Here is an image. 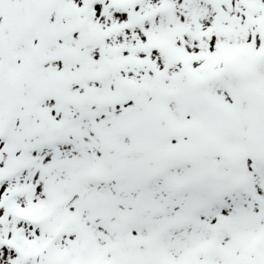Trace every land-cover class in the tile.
I'll use <instances>...</instances> for the list:
<instances>
[{"label":"snow or ice","instance_id":"snow-or-ice-1","mask_svg":"<svg viewBox=\"0 0 264 264\" xmlns=\"http://www.w3.org/2000/svg\"><path fill=\"white\" fill-rule=\"evenodd\" d=\"M0 264H264V0H0Z\"/></svg>","mask_w":264,"mask_h":264}]
</instances>
